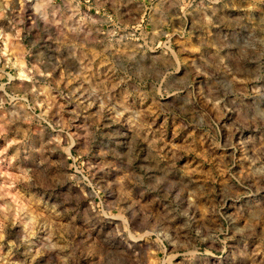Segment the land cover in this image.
Masks as SVG:
<instances>
[{"label": "rangeland", "instance_id": "374dc122", "mask_svg": "<svg viewBox=\"0 0 264 264\" xmlns=\"http://www.w3.org/2000/svg\"><path fill=\"white\" fill-rule=\"evenodd\" d=\"M0 264H264V0H0Z\"/></svg>", "mask_w": 264, "mask_h": 264}]
</instances>
